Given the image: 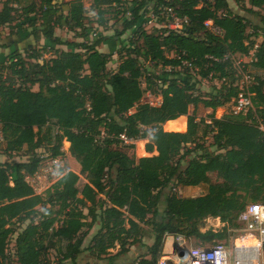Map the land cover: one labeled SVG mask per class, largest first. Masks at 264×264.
<instances>
[{
	"label": "trees",
	"instance_id": "trees-1",
	"mask_svg": "<svg viewBox=\"0 0 264 264\" xmlns=\"http://www.w3.org/2000/svg\"><path fill=\"white\" fill-rule=\"evenodd\" d=\"M91 1L100 26L115 18L121 29L113 35L93 33L84 0L62 5L55 0H4L0 11V27L23 22L36 41L24 50L26 55L10 53L9 78L3 77L7 65H0V148L10 158L26 149L29 157L0 161V264H11L12 252L18 264H50V244L62 261L74 264L95 226L87 248L105 256L106 264H121L120 255L144 245V225L151 227L154 241L131 264H156L167 236L194 238L199 245L228 241L230 229L241 226L238 216L245 205H264V132L257 122L264 120V78L257 76L250 89L254 110L215 116L218 107L238 94L236 69L226 56L248 54L256 44L249 40V19L234 13L228 0ZM235 2L251 13L264 9V0ZM166 6L188 18L182 31L166 26ZM155 16L161 26L148 30ZM209 19L222 34L206 26ZM261 19L254 35L263 40L252 65L264 70V16ZM57 27L75 31L82 40L63 39L56 35ZM127 31L132 36L126 43L122 39L124 44L115 51L120 62L110 70L116 40ZM42 38L45 42L36 48ZM107 42L111 51H101L99 46ZM48 52L53 56L46 58ZM147 61L152 68L145 66ZM208 78L222 83L202 94L198 85ZM148 91L161 96L159 105L142 102ZM200 105L212 110L208 118L198 117ZM218 109L221 114L225 110ZM184 115L187 130L168 131L184 130ZM121 134L148 139L146 150L157 154L137 158L129 152L135 144H125ZM65 140L80 172L67 171L44 194L37 193L27 180L40 165L37 150L60 155ZM212 174L220 181L213 182ZM82 176L87 181L80 187ZM202 183L209 184L205 194L172 192L160 208L167 186ZM209 217L219 218L224 226L204 230ZM117 245L119 250L112 253Z\"/></svg>",
	"mask_w": 264,
	"mask_h": 264
},
{
	"label": "rangeland",
	"instance_id": "rangeland-1",
	"mask_svg": "<svg viewBox=\"0 0 264 264\" xmlns=\"http://www.w3.org/2000/svg\"><path fill=\"white\" fill-rule=\"evenodd\" d=\"M27 0H24V2ZM57 3L59 4H63L65 1L68 0H55ZM232 10L234 11V13H238L241 15L246 16L249 21H250V27L248 28V32L250 33V41L255 39L256 40V44L253 47L254 49V53H255V49L256 47L260 44V42L263 40L262 36L259 37H255L254 32V26L255 25H262L263 21L261 19L262 16H264V9L259 10V12L257 13H251L246 11L242 5L248 6V2L246 1L245 4H237L235 2V0H228ZM4 0H0V4L1 6H3ZM85 3V7L87 9V24L92 26V32H98L101 33L103 35H113L115 33V31L117 29H121V22L120 21H116L115 18H111L109 23L106 26H100L97 23V19H98V15H97V9L95 7L92 6V1L91 0H84ZM64 6V5H63ZM65 11L67 10V7H64ZM109 17L111 15H108ZM17 22H14L10 25H6V27L3 28V32L1 33V43H8L10 41V36L11 34H13V37H15L16 39L18 38L17 36H22V44L21 45H17L15 46V48L20 51L21 53H23L24 55H26V52L24 51L30 44H26L27 42L30 43L34 41V36L32 35V29L28 26V24H25L23 22H20L17 24V32L15 33L14 29L12 28L13 25H16ZM153 26H161V24H159L156 20L150 21L147 24V29L151 30ZM12 32L11 34H8ZM56 35L62 37L63 39H69V40H77L80 41L82 40L79 36H77L75 31H70L68 30L66 27H57L56 30ZM92 33V34H93ZM17 34V35H16ZM16 35V36H15ZM132 36L130 31H127V33L121 38V40H116L115 43V48L113 50L114 55H113V60L108 64V69L110 70H115L118 67V64L120 62V55H118L115 51L124 43L127 42V40ZM93 36H91L92 38ZM122 39H124V43H122ZM115 41V40H113ZM36 43V41H34V44ZM44 42H42V39L39 43H37L35 45L36 48L39 47V45H42ZM61 49H67V47L65 45H60L59 46ZM99 48H101L102 50H106L108 52L111 51V48L109 47L108 42L101 44L99 46ZM11 53V50L8 52V56L7 58H5L4 61H0V65L4 62V65L7 67L4 69L3 71V77L4 78H9V75L11 74V70L9 69V55ZM171 56L173 54H170ZM52 53L48 52L45 54L46 58H50L52 57ZM236 57L238 58V60H242V61H246L249 66V69L251 71V74L254 78V82L256 81V77H262L264 78V70H260V69H256L253 65H252V61L251 57H246L245 54L241 55V54H237ZM152 62L147 61L145 62V66L147 68H152ZM221 81H218L216 79H202L201 82L199 83L198 87L199 92H201L202 94H205L209 91H211L213 89L214 86H220L221 85ZM145 85V84H144ZM34 90L38 89V86H34L33 87ZM162 101L161 96L157 95L156 93L152 92V91H148L145 93L142 102L145 103H151L153 105H159ZM224 108V112L221 114V112H218V108ZM222 107H218L215 110V116L216 117H222L225 114H229L231 112V104L227 103L225 105H223ZM135 110V108H133L131 110V112H133ZM194 112V108L190 107L189 113H193ZM212 113V110L209 108L204 107L203 105H200L199 108L197 109V115L198 117H203V118H208L209 114ZM221 114V115H220ZM186 119L188 120V115H185ZM165 130H168L165 127V124L163 125ZM168 131H186V129L184 130H168ZM0 140H2V135L0 132ZM148 139H136L134 140V144H135V148L134 149H130L129 152L132 154H135V156L137 158L140 157H146V156H152L154 154H157V151L154 152H148L145 148V145L147 143ZM212 141V138L209 136L206 140V144L208 145L210 142ZM69 147H70V142L65 140L62 146V151H63V158L65 160V163H68V169L69 171H75L77 173L80 172V165L79 163L71 156V153L69 152ZM189 147H193V144H189ZM213 149V148H211ZM42 151H45L44 148L38 149V155L42 153ZM49 152V151H47ZM50 154H52L51 152H49ZM194 154H191L189 156L186 157L185 162H184V166L187 164L188 160L191 159ZM29 157L26 155V149L20 151V152H16L13 155V158H10L8 156V154L4 153L3 148H0V161H7V160H16V161H25L28 160ZM41 170V169H40ZM211 180L213 182H218L220 181V179L217 177V175L212 174L211 175ZM87 180L82 176L80 181H79V186L82 187L84 185V183ZM30 182L33 184V186L36 189L37 193H42L44 194L46 192V190L55 182L54 179L47 174V172H45L44 170L39 171L38 173H36L34 176L30 177ZM209 188V184L207 183H202L198 186H180V185H175V184H171L169 186H167L166 188H164L163 190V197L162 200L160 202V208L163 209L165 206V197L167 194L169 193H177L179 196H198V195H202L205 194L208 191ZM28 221L23 225V227H25L27 225ZM224 226V223L220 222L219 218H213V217H209L206 219L205 221V229L212 227L214 229H221ZM144 230L146 232L145 235V240H143L144 245H141L140 243L132 246L130 248V250L119 256L118 258V262H120L121 264H131L135 259H137L139 256L145 254L147 252V247H148V241L150 242V235L152 234V229L150 226L148 225H144ZM97 231V226H95L92 230H90L88 236L85 238L83 247L85 248L78 256L76 259V262L74 264H106L107 263V259L105 258V256L100 257L98 256L95 252H93L91 249L87 248L88 246L91 245V238L92 236L95 234V232ZM231 231V236L230 239L227 241L228 244L231 246L233 245L235 242L236 244H248V241H250V243H258V239L256 236H246V237H242L246 234L245 230L243 229V226H240L237 229H230ZM237 238V239H236ZM14 236L12 237L10 246H9V250L12 251L13 249V245H14ZM189 242L192 245H199L197 243L196 239H190ZM64 246V244H63ZM119 250V245H117L115 248L111 249L112 253H116ZM259 255L260 258H258L257 263L255 264H264V244L260 246L259 248ZM12 256V260H11V264H18L17 261L14 259L13 256V252L11 254ZM47 256L50 259L51 263L50 264H73L71 261H62V254H60V252L58 251V249L56 248V246L50 244L48 247V252H47Z\"/></svg>",
	"mask_w": 264,
	"mask_h": 264
},
{
	"label": "built area",
	"instance_id": "built-area-1",
	"mask_svg": "<svg viewBox=\"0 0 264 264\" xmlns=\"http://www.w3.org/2000/svg\"><path fill=\"white\" fill-rule=\"evenodd\" d=\"M162 14L166 17V26L173 30L182 31L185 24H187L188 18L181 17L177 14L173 7H164ZM157 17H152L150 21L156 20ZM206 26L212 31L222 34L223 30L217 27L213 20L209 19L205 22ZM257 48V47H256ZM256 50V49H255ZM254 49L252 48L246 57L254 58ZM227 59H231L233 66L236 69L235 77L237 78L235 86L238 87V94L230 102L231 112L241 113L247 115L250 111L254 110L253 95L251 92V86L254 84V78L249 69L246 61L238 60L236 55H227ZM183 64L191 68V72L195 73L193 65L189 60H184ZM151 104V103H150ZM229 104V103H228ZM153 105V104H152ZM258 127L264 132V120L257 118ZM105 132H102L103 136ZM121 139L125 144L133 143L134 139L127 137L125 134L120 135ZM41 158L39 171L44 170L50 175L54 181L58 180L64 175L65 172L69 171L68 163H65L63 153L57 156L50 154L47 151H42L39 154ZM41 169V170H40ZM35 173V174H36ZM34 174V175H35ZM27 176V180L30 182V177ZM31 183V182H30ZM31 185H33L31 183ZM34 187V186H33ZM35 188V187H34ZM36 190V189H35ZM238 222L243 226L246 235L256 236L258 239L257 249L264 244V205L261 203H248L238 216ZM168 237V236H167ZM175 243L180 241V245L187 250L185 256H180L176 249H173L170 253H164L157 260L156 264H255L250 259V247H240L234 245L231 247L226 241L218 240L209 245H192L189 239L181 235H174ZM167 239V238H166ZM182 241V242H181ZM174 242V241H173ZM165 247V244H164ZM164 250V249H163ZM258 258L260 255L258 253Z\"/></svg>",
	"mask_w": 264,
	"mask_h": 264
},
{
	"label": "crops",
	"instance_id": "crops-1",
	"mask_svg": "<svg viewBox=\"0 0 264 264\" xmlns=\"http://www.w3.org/2000/svg\"><path fill=\"white\" fill-rule=\"evenodd\" d=\"M2 7L3 6H1V4H0V11H1V9H2ZM4 27H6V25H2L1 27H0V44L2 45V44H4L3 46H0V61H4L5 60V58H7V56H8V52L11 50V52L12 51H14V50H17L16 48H15V46H17V45H21L22 44V36H17L18 38L16 39L15 37H13V34H11L12 32H10V33H8V34H11V36H10V41L8 42V43H1V33L3 32V28ZM14 29V31H15V33L17 32V29H18V27H15V28H13ZM17 35V34H16ZM15 35V36H16ZM34 41H35V39H34ZM34 41L33 42H31L30 41V43L29 42H27L26 44L28 45V44H32V43H34ZM42 42H45V39L44 38H42ZM21 43V44H20ZM101 51H103V52H108V51H106V50H102L101 48H99ZM220 107H222V106H220ZM185 116V115H184ZM175 120V119H174ZM186 130H187V119H186V128H185ZM145 235H146V232L144 233V237H143V240H145L144 238H145ZM246 236H251V235H244V236H242V237H246ZM150 237V242L148 241V245H151L152 243H153V241H154V235H153V233L149 236ZM167 239H170L171 241H174V243H175V237H174V235H169L168 237H167ZM237 239V238H236ZM169 242V241H168ZM234 245H237L236 244V242L233 244V245H231V247H233ZM168 250H169V247H166ZM164 250H165V248H164ZM164 250H163V252H164Z\"/></svg>",
	"mask_w": 264,
	"mask_h": 264
},
{
	"label": "water",
	"instance_id": "water-1",
	"mask_svg": "<svg viewBox=\"0 0 264 264\" xmlns=\"http://www.w3.org/2000/svg\"><path fill=\"white\" fill-rule=\"evenodd\" d=\"M168 241L171 242L170 245H169V242ZM166 247H169V250ZM164 248H165L164 253H170V252L173 251V249H176L177 252H178V254L180 256H182V257L185 256V254L187 253V250L180 245V241L179 242L177 241L176 243H174L170 239H166V241H165V247Z\"/></svg>",
	"mask_w": 264,
	"mask_h": 264
},
{
	"label": "bare ground",
	"instance_id": "bare-ground-1",
	"mask_svg": "<svg viewBox=\"0 0 264 264\" xmlns=\"http://www.w3.org/2000/svg\"><path fill=\"white\" fill-rule=\"evenodd\" d=\"M171 244V242L169 241V245ZM257 245L258 243L254 244V245H243V244H238V246L240 247H250L251 250H250V259L254 262H257L258 261V249H257Z\"/></svg>",
	"mask_w": 264,
	"mask_h": 264
}]
</instances>
